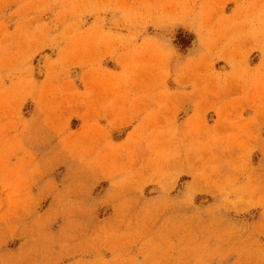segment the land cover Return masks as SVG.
<instances>
[{"label": "rangeland", "instance_id": "rangeland-1", "mask_svg": "<svg viewBox=\"0 0 264 264\" xmlns=\"http://www.w3.org/2000/svg\"><path fill=\"white\" fill-rule=\"evenodd\" d=\"M0 264H264V0H0Z\"/></svg>", "mask_w": 264, "mask_h": 264}]
</instances>
